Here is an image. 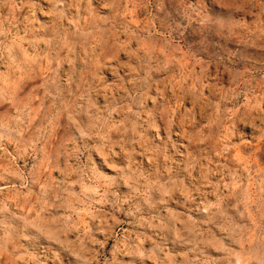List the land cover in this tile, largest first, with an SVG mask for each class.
<instances>
[{
  "label": "rangeland",
  "instance_id": "1",
  "mask_svg": "<svg viewBox=\"0 0 264 264\" xmlns=\"http://www.w3.org/2000/svg\"><path fill=\"white\" fill-rule=\"evenodd\" d=\"M0 264H264V0H0Z\"/></svg>",
  "mask_w": 264,
  "mask_h": 264
}]
</instances>
